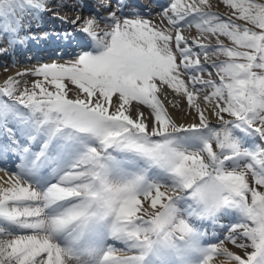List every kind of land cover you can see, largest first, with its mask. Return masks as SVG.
Segmentation results:
<instances>
[{
  "label": "snow or ice",
  "instance_id": "snow-or-ice-1",
  "mask_svg": "<svg viewBox=\"0 0 264 264\" xmlns=\"http://www.w3.org/2000/svg\"><path fill=\"white\" fill-rule=\"evenodd\" d=\"M222 2L95 0L41 34L80 0H0V56L48 51L0 83V264H264V0Z\"/></svg>",
  "mask_w": 264,
  "mask_h": 264
},
{
  "label": "bare ground",
  "instance_id": "bare-ground-1",
  "mask_svg": "<svg viewBox=\"0 0 264 264\" xmlns=\"http://www.w3.org/2000/svg\"><path fill=\"white\" fill-rule=\"evenodd\" d=\"M137 1H139V0H133V2H137ZM60 2L61 3H73L74 4V3H76V0H60ZM211 2L214 5V10H217V11L221 12L225 16L231 15V12L229 10H225V9H227V6L223 4L222 0H211ZM167 3H168L167 0H154L153 3L147 2V5H145L146 3L144 5L143 4H136V7L143 5V6H146L148 8H151L154 13H159L160 12V8L158 7V5H160V4H167ZM221 3L223 5H221L222 7H219V4H221ZM80 4H81V10L80 11H73L71 9H62V10H59V11H56V12H53V13H49L48 15H45L46 16V19L47 18H50V22H48V23L50 25L52 24V26H46V24H44L43 21H41L40 24L38 25V29L40 31L47 30V31H51L52 32L54 30L55 31H58V30H60V29H62V28H64V27L67 26V25L61 24V22L59 20L55 19L54 16L64 17V18H66L67 20L70 21L72 19H75L77 16H81L83 18H88V17H91L92 15L95 14L93 11L89 10V8L83 7V5H88V6L91 7L93 5V3L91 2V0H80ZM149 5H150V7H149ZM105 15H106V13H105ZM151 18L154 20V22H160V20H161V17L159 15H155V16H153ZM164 26H166V27L168 26L166 20L164 21ZM184 34L185 35H189L191 37L198 36V33L196 32L195 28L190 29V30L189 29H185ZM221 39H224V41H225L226 44H230L231 43L230 41H227L226 38H221ZM212 43H215V39L214 38L212 40ZM11 50L12 49L10 48L9 51L11 52ZM19 51H21V49ZM1 58H7V56H0V64H1ZM212 59H216V57H212ZM219 59L223 60V59H225V57H223L221 55L219 57ZM37 64H38L37 62L32 63L33 66L34 65H37ZM16 68L11 69L8 72L7 75H10V74L11 75H14L19 70V69H16ZM21 68L22 69H20V70H24V69H30L32 67H26V65L23 64V65H21ZM3 69H4V67L0 66V70H3ZM7 75H5L4 77H1L0 78V83H3V80L6 78ZM204 78L205 79L209 78L206 73L204 74ZM212 78L215 79L216 77L213 76ZM27 79L29 81H31V80H34L35 77H30V78L27 77ZM185 79H187V77H185ZM69 87L72 88L74 86L69 85ZM167 91H168V99H164L163 97H161V99L164 101V103L166 104V106L169 107V111L173 115V118L174 119L180 120V119L184 118V113L187 111L186 98H182L179 95L173 93L171 89H168ZM69 95L71 96L72 93L70 92ZM169 100L178 101L179 102V107L178 108H173L171 106V104H169ZM142 111L145 113V115H148L149 110L147 109V107H143L142 108ZM188 119H190V117H188ZM210 120L213 123L216 122V118L214 116L213 117H210ZM0 167H3V166L0 165ZM0 177L6 178V174H5L4 171H0ZM0 182H2V181H0ZM235 250L236 249H234V251Z\"/></svg>",
  "mask_w": 264,
  "mask_h": 264
},
{
  "label": "rangeland",
  "instance_id": "rangeland-1",
  "mask_svg": "<svg viewBox=\"0 0 264 264\" xmlns=\"http://www.w3.org/2000/svg\"><path fill=\"white\" fill-rule=\"evenodd\" d=\"M218 3H219V2H218ZM221 5H223V4H222V3L219 4V7H222ZM225 10H229L230 12H232V10L229 9V8H227V9H225ZM0 66H4V65H0ZM26 66H28V67H33V65H31V64H26ZM12 69H13V68H12ZM10 70H11L10 68L7 69V72L5 71V69L0 70V78H1V77H4L5 75H7L8 72H9ZM18 71H20V69H19ZM10 75H11V74H10ZM29 78H30V77H29ZM226 118H228V117L226 116Z\"/></svg>",
  "mask_w": 264,
  "mask_h": 264
}]
</instances>
